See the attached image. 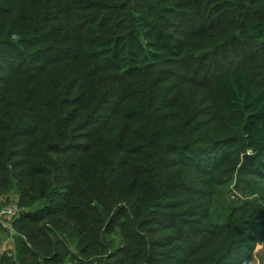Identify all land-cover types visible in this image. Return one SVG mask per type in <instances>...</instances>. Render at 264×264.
Here are the masks:
<instances>
[{
	"label": "trees",
	"instance_id": "1",
	"mask_svg": "<svg viewBox=\"0 0 264 264\" xmlns=\"http://www.w3.org/2000/svg\"><path fill=\"white\" fill-rule=\"evenodd\" d=\"M136 1L0 0V264H264V0Z\"/></svg>",
	"mask_w": 264,
	"mask_h": 264
},
{
	"label": "rangeland",
	"instance_id": "2",
	"mask_svg": "<svg viewBox=\"0 0 264 264\" xmlns=\"http://www.w3.org/2000/svg\"><path fill=\"white\" fill-rule=\"evenodd\" d=\"M159 0H150V3L152 2H158ZM136 2H140V0H137ZM171 6V12L167 13V22L170 20L172 22L169 23L176 27L179 31L178 34L184 36L185 34L189 35V32L194 31V22H184L183 20V14L185 11H191V8L195 6V1L193 0H182V1H168ZM166 4V2H165ZM194 4V6H193ZM167 6V5H165ZM189 29L188 32H185L186 29ZM200 40H205L210 43V40L203 39L202 37H197L196 42L199 43ZM235 195L234 193H231V197L233 198ZM230 196V195H229ZM0 197V222L4 225L5 228L8 230L1 232V249L3 251H9L15 253L16 251V242H17V236L14 230H12L10 222L12 219V214L7 212L5 209H16L17 207V199L18 196L15 193V191H11L8 194L4 196V199ZM261 252H264V245L260 247Z\"/></svg>",
	"mask_w": 264,
	"mask_h": 264
},
{
	"label": "built area",
	"instance_id": "3",
	"mask_svg": "<svg viewBox=\"0 0 264 264\" xmlns=\"http://www.w3.org/2000/svg\"><path fill=\"white\" fill-rule=\"evenodd\" d=\"M5 210H7V212H9L10 214H12L13 216H16L18 214V212H19V208H16V209H10L9 208V209H5Z\"/></svg>",
	"mask_w": 264,
	"mask_h": 264
},
{
	"label": "water",
	"instance_id": "4",
	"mask_svg": "<svg viewBox=\"0 0 264 264\" xmlns=\"http://www.w3.org/2000/svg\"><path fill=\"white\" fill-rule=\"evenodd\" d=\"M248 157H250L248 154H246L245 156H244V159H247Z\"/></svg>",
	"mask_w": 264,
	"mask_h": 264
}]
</instances>
